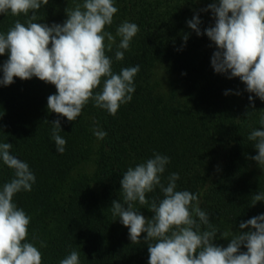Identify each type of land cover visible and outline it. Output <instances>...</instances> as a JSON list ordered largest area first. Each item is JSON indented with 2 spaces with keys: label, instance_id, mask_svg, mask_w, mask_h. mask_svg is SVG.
Returning <instances> with one entry per match:
<instances>
[{
  "label": "trees",
  "instance_id": "16d2710c",
  "mask_svg": "<svg viewBox=\"0 0 264 264\" xmlns=\"http://www.w3.org/2000/svg\"><path fill=\"white\" fill-rule=\"evenodd\" d=\"M213 2L114 0L118 12L105 31L116 36L124 21L140 29L122 61L114 56L119 36L112 51L106 52L113 59L114 73L140 66L132 100L115 116L90 101L77 120L69 122L47 109L48 96L56 93L54 85L35 77L0 85V142L13 144L11 154L28 163L36 177L32 190L17 193L14 202L31 217L28 242L41 251L42 264H59L72 250L79 252L80 264H148L146 233L139 244H132L128 228L110 207L112 201H122L123 173L154 153L170 158L162 183L178 173L177 190L198 194L199 207L219 231H248L239 224L264 214V201L251 205V196L264 191V170L249 159L257 151L248 140L252 130L261 128L264 101L248 93L238 77L216 73L211 65L215 45L187 25L198 14L201 32L214 26L211 10L201 11ZM77 3L83 0H49L35 22L62 24L65 9ZM17 19L25 23L27 17L0 14V33H7ZM7 59V52L0 56V67ZM161 70L174 78L169 81L179 88L176 92H162ZM249 111L254 112L246 116ZM57 119L59 135L67 141L62 154L51 138V122ZM97 126L107 133L103 140L93 134ZM13 176L0 160V188ZM146 196L149 201L163 198L158 187ZM147 207L136 204L150 219L154 213ZM220 235L214 243L226 247L230 241Z\"/></svg>",
  "mask_w": 264,
  "mask_h": 264
},
{
  "label": "clouds",
  "instance_id": "9594fccd",
  "mask_svg": "<svg viewBox=\"0 0 264 264\" xmlns=\"http://www.w3.org/2000/svg\"><path fill=\"white\" fill-rule=\"evenodd\" d=\"M48 3L49 0H0V14L27 17L25 23L17 19L7 33H0V56L8 54L0 67V85H11L14 78L33 77L54 85L56 93L48 96L47 109L69 122L76 121L90 101L115 116L121 105L132 100L140 66L114 73L113 59L106 52L112 51L119 36L114 56L116 61H122L139 26L124 21L117 27L116 36L105 31L118 12L114 0H83L65 9L67 19L62 24L35 22L39 19L37 12ZM209 10L214 26L201 32L198 14L187 25L215 45L217 50L211 57L214 71L229 74V79L238 77L248 93L264 101V0H215L201 11ZM183 40L186 42L188 35ZM98 88L100 91H96ZM248 99L252 102L253 96ZM253 112H246V116ZM259 123L261 128L248 136L257 151L249 159L264 170V115ZM51 125V138L56 151L62 154L67 141L59 135L60 120ZM92 131L98 140L107 135L98 126ZM12 147L9 142H0V160L14 171L13 178L0 188V264H42L41 251L28 242L31 217L14 202L17 193L32 190L36 177L28 163L11 154ZM169 163L168 156L154 153L145 162L129 167L120 181L122 201L114 200L110 207L112 215L128 228L132 244H139L146 233L143 241L147 244L148 264H264V214L239 224L241 230L248 231H219L210 222L209 214L199 207L198 194L177 190L178 173H171L166 185L162 183ZM157 187L163 198L149 201L146 194ZM262 201L264 191L251 196L252 206ZM137 202L148 206L154 215L145 218L136 208ZM202 225L206 230H201ZM218 232L220 239L230 241L226 247L214 243ZM40 246L47 244L40 241ZM59 264H80L79 252L72 250Z\"/></svg>",
  "mask_w": 264,
  "mask_h": 264
},
{
  "label": "rangeland",
  "instance_id": "374dc122",
  "mask_svg": "<svg viewBox=\"0 0 264 264\" xmlns=\"http://www.w3.org/2000/svg\"><path fill=\"white\" fill-rule=\"evenodd\" d=\"M158 79L161 81V90L162 92H171V91H175L176 92V89H179V88H176L174 87L173 85L170 84V81L173 82V77H170L166 74V72L164 70H161L160 72V75H158ZM177 79V78H176ZM170 80V81H169ZM175 88V89H174Z\"/></svg>",
  "mask_w": 264,
  "mask_h": 264
}]
</instances>
